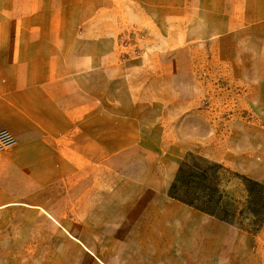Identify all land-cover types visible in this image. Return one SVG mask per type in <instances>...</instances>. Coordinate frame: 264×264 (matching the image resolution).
Returning <instances> with one entry per match:
<instances>
[{
	"label": "crops",
	"instance_id": "obj_1",
	"mask_svg": "<svg viewBox=\"0 0 264 264\" xmlns=\"http://www.w3.org/2000/svg\"><path fill=\"white\" fill-rule=\"evenodd\" d=\"M157 1L0 0V131L15 139L0 150L2 220L14 211L50 216L103 263L109 255L98 246L129 247L131 261L156 262L167 247L205 245L182 233L189 225L167 223L199 212L169 194L172 172L158 178L141 100L121 86L132 69L126 32L142 29L150 42L163 29L167 41L174 22H195L197 2ZM77 7L89 12L81 26L58 30ZM116 252L128 260L125 249Z\"/></svg>",
	"mask_w": 264,
	"mask_h": 264
},
{
	"label": "rangeland",
	"instance_id": "obj_2",
	"mask_svg": "<svg viewBox=\"0 0 264 264\" xmlns=\"http://www.w3.org/2000/svg\"><path fill=\"white\" fill-rule=\"evenodd\" d=\"M189 2L198 3L195 22H174L169 40L163 29L150 42L142 29L122 36L132 69L121 86L141 100L158 178L172 172L169 194L199 212L167 223L189 225L182 233L205 245L167 247L156 262L131 261L129 247L98 246L109 255L103 263L50 216L14 211L0 217V264H264V0L234 8L227 0L224 10L219 0ZM88 13L71 10L74 21L57 29L81 26ZM122 249L128 260L117 256Z\"/></svg>",
	"mask_w": 264,
	"mask_h": 264
},
{
	"label": "built area",
	"instance_id": "obj_3",
	"mask_svg": "<svg viewBox=\"0 0 264 264\" xmlns=\"http://www.w3.org/2000/svg\"><path fill=\"white\" fill-rule=\"evenodd\" d=\"M15 143L14 137L6 130L0 131V150L8 149Z\"/></svg>",
	"mask_w": 264,
	"mask_h": 264
}]
</instances>
